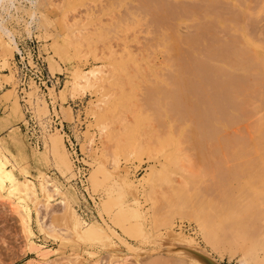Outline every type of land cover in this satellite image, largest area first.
<instances>
[{
  "label": "rangeland",
  "instance_id": "obj_1",
  "mask_svg": "<svg viewBox=\"0 0 264 264\" xmlns=\"http://www.w3.org/2000/svg\"><path fill=\"white\" fill-rule=\"evenodd\" d=\"M39 3L40 20L32 28L27 24L31 10L27 2L18 4L16 11L12 9L11 17L4 14L22 53L6 54L8 65L2 66L5 54L0 47V94L11 92L10 97L13 96L10 102L0 99V129L9 124L17 127L0 135L2 142L18 161L27 162L35 183L38 184L40 174H49L82 220L111 224L117 234L126 238V243L139 251L128 249L112 232L110 241L103 237L69 241L65 237L62 240L60 234L57 237L42 233L33 207L31 226L35 234L24 238L26 233L6 197L0 199V237L5 239L0 243L1 264H49V260L74 254L86 258L81 259L83 264H93L104 253L108 259L110 252H140L143 262L159 258L160 263L171 264L175 259L173 253L178 250L167 243L171 225L175 232L182 230L199 242L190 248L201 256L198 260L243 264L245 259L250 260L251 253L264 256V66L258 59L259 55L264 56V0ZM173 38L174 57L168 52ZM255 44L261 45L259 52L255 51ZM33 60L39 61L53 78L47 83L48 88L27 69L28 64L33 66ZM100 65L113 73L103 93L91 87L73 97L69 85L74 74ZM172 69L183 73L180 80L172 76ZM165 96L173 99L168 115L164 110ZM98 103L105 108L97 112L94 107L98 108ZM53 113L65 123L66 134L49 129L47 123ZM186 116L193 124L191 132L181 128ZM30 117L35 124L28 121ZM220 121L226 123L223 129L219 128ZM34 125V131H29ZM102 130L109 135L101 137ZM67 134L77 144L88 167L87 192L74 183L73 160L64 142ZM118 134L123 143L118 144L117 137V143L112 139ZM38 137L40 146L36 142ZM145 137L144 149L141 142ZM130 150L134 153L130 154ZM115 156L119 159L117 167L111 164ZM163 164L170 181L165 171L164 176L156 174ZM120 173L125 178L117 175ZM147 173L152 179L156 174L155 187L151 181L150 184L138 180ZM130 179L132 185L126 183ZM145 190L151 191V199L145 197ZM53 202L51 209L42 208L48 223L64 215L59 213L62 206ZM28 203L33 206L31 201ZM202 228L208 243L201 234ZM123 231L128 232V237ZM32 240L36 248L29 245L28 250ZM182 252L196 258L186 250Z\"/></svg>",
  "mask_w": 264,
  "mask_h": 264
},
{
  "label": "bare ground",
  "instance_id": "obj_2",
  "mask_svg": "<svg viewBox=\"0 0 264 264\" xmlns=\"http://www.w3.org/2000/svg\"><path fill=\"white\" fill-rule=\"evenodd\" d=\"M23 1L27 2L28 4H30V16H29V19H28V26L30 28H32V26L34 25V23L36 22H39L40 18L38 16V11L39 9H37V6L39 3L40 0H0V47L2 48L3 50V53L5 54L4 57V61L2 62L3 65L2 66H5V65H8V56L6 54H9L10 56H13L14 53L17 51V53H19L21 51V48L19 47V44L16 40V37L14 35V33L12 32V30L6 25V15H8V17L12 16L13 13H11V10L12 9H17L20 5L18 4H21ZM146 7V6H145ZM208 7V6H207ZM13 10V11H14ZM21 10V9H20ZM162 10V9H161ZM16 11V10H15ZM6 13V15L4 16V14ZM225 19V18H224ZM161 20V19H160ZM226 20V19H225ZM223 21V19H222ZM223 23V22H222ZM28 29V28H27ZM245 31V30H244ZM81 33V32H79ZM208 33V32H207ZM242 33V32H241ZM80 35V34H79ZM78 33H77V36H79ZM244 35V34H243ZM175 37V36H174ZM245 37V36H244ZM55 38V37H54ZM79 38V37H78ZM242 38V37H241ZM57 39V38H56ZM164 39V38H163ZM197 39V38H196ZM175 40L176 39H172L171 42L168 44V49H169V53L170 55L174 57V55L176 54V49H175ZM164 41V40H162ZM166 41V39H165ZM164 41V42H165ZM57 42V41H56ZM58 44L57 43V47H58ZM60 45V44H59ZM166 45V42L164 44V46ZM181 45V44H180ZM61 47V45L59 46ZM186 47V46H184ZM205 47V46H204ZM238 48H241V47H238ZM255 48L256 50L255 51H260V48L261 45L260 44H255ZM166 49V48H165ZM185 49V48H184ZM61 50V49H60ZM58 51V50H57ZM187 51V50H186ZM236 51V50H235ZM205 52V51H204ZM232 53V52H231ZM245 53V52H244ZM239 56V55H237ZM202 57V56H201ZM242 58V57H241ZM258 60L260 62V64H262V66H264V56L261 57V55L258 56ZM197 61V60H196ZM211 61V60H210ZM218 62V61H217ZM221 62H224V61H221ZM206 63V62H205ZM220 63V62H219ZM225 63V62H224ZM223 63V64H224ZM226 64V63H225ZM241 64V63H240ZM242 65V64H241ZM245 65V64H244ZM1 66V67H2ZM115 66V65H114ZM222 66V65H221ZM243 67V66H242ZM256 67V66H255ZM232 68V67H231ZM236 68V67H235ZM238 68V67H237ZM244 68V67H243ZM171 69V68H170ZM219 69V68H218ZM233 69V68H232ZM239 69H242V68H239ZM238 69V70H239ZM247 69V68H246ZM234 70V69H233ZM242 70H245L242 69ZM257 70H258V67H257ZM232 71V70H231ZM260 71V70H259ZM249 72V71H248ZM261 72V71H260ZM264 72V71H263ZM209 73V72H208ZM244 73V72H243ZM246 73V72H245ZM250 73V72H249ZM111 74H113L111 72V69L110 68H107V66L105 65H100V66H97L95 68H91V69H88V70H82L81 72H76L73 76V80L70 81V85H69V89H70V93L71 95L74 97L76 94H84L86 92V90L88 88H95V92H101L103 91V89L106 87V83L110 82L109 79L111 78ZM172 76L175 77V80H180V76L183 75V73H180L177 69H172ZM253 74V73H252ZM10 78H12V76H10ZM114 78V76L112 77ZM220 89V88H219ZM11 93V92H10ZM10 93L7 94V92H4V94H0V99H3V100H9V102L12 100V97H10ZM103 93V92H101ZM52 94V92H51ZM258 94V93H257ZM103 95V94H102ZM224 95V94H223ZM53 96V95H52ZM104 96V95H103ZM240 97V96H239ZM209 98V97H208ZM163 100V99H162ZM165 102H166V106L164 108V106H160V107H163L164 110H166V113L168 115V112H170L171 110L169 109V106L171 103H172V100L170 96H165L164 98ZM14 101V100H13ZM55 102V101H54ZM13 103V102H12ZM100 103V102H99ZM98 103V108L95 106H93L97 112L99 111V109L103 108L104 105L102 104H99ZM102 103V102H101ZM93 105V104H92ZM160 105V104H159ZM227 106V105H226ZM93 108V109H94ZM105 108V106H104ZM96 110H93L94 112H96ZM105 110V109H104ZM103 111V109L101 110ZM163 111V110H162ZM209 111V110H208ZM105 112V111H104ZM164 112V111H163ZM1 113H5V110L2 111ZM23 113V112H22ZM100 113V112H99ZM97 113V114H99ZM102 114V112H101ZM104 114V113H103ZM165 114V113H164ZM217 114V113H216ZM96 115V114H94ZM122 115V113H121ZM124 115V114H123ZM165 116V115H164ZM172 118L174 117L175 119V116L173 114V116H171ZM23 118V114H21V119ZM168 119V116L166 117ZM120 119H124L120 117ZM166 119V121H167ZM172 120L173 122L175 120ZM183 119V118H182ZM119 120V119H118ZM184 122H183V125L181 128H183L184 130L186 131H189L191 132L193 129V124H192V121H191V118L189 116H186L184 117ZM214 120V119H213ZM123 120H121L122 122ZM126 121V120H125ZM177 121V120H176ZM261 125L263 126L264 125V118L263 120H261ZM124 123V121H123ZM218 123H222L221 121L218 122ZM225 123V122H224ZM117 124V123H116ZM168 124V123H167ZM166 124V125H167ZM173 124V123H172ZM192 124V125H191ZM259 124V123H258ZM222 126H220L219 128L223 129V127H225V125L222 123L221 124ZM119 126H120V120H119ZM118 126V127H119ZM122 126V125H121ZM124 126V125H123ZM260 126H258V129L260 130L259 128ZM17 127H13L12 130H15ZM126 128V127H125ZM180 128V129H181ZM192 128V129H191ZM116 129H117V126H116ZM115 129V130H116ZM122 129V128H121ZM263 129V127L261 128ZM1 130V129H0ZM126 130V129H125ZM225 130V129H224ZM119 131H121L119 129ZM123 131H124V127H123ZM264 131V130H263ZM106 130H102L101 131V137H104L106 135ZM118 132V130L116 131V133ZM179 132V131H178ZM113 133H115L113 131ZM119 133V132H118ZM173 133V132H172ZM180 133V132H179ZM184 133V132H183ZM121 136L123 137L122 135V131L120 132ZM120 134L118 135H115L113 136L114 138H112L113 140L115 139V137L118 138V141L117 140H114V142H118V144H120L121 142L123 143L122 140H120ZM178 134V133H177ZM109 135V134H107ZM106 135V136H107ZM167 135V134H166ZM187 135V134H186ZM257 135V134H256ZM261 135V134H260ZM182 136V135H181ZM264 135H262V138H263ZM144 137V136H143ZM180 137V136H179ZM258 137V135H257ZM105 138V137H104ZM108 138V137H107ZM152 139V138H151ZM169 139V138H168ZM181 139V138H180ZM264 139V138H263ZM120 140V141H119ZM259 140V139H258ZM167 141V140H166ZM174 141V140H173ZM93 142V138L89 141V144H87L86 146V149L87 150H90V144H92ZM116 142V143H117ZM149 142V140H148ZM115 143V144H116ZM143 145H141V147L143 146L144 149L145 147L147 146V139L146 137L144 139H142V142H141ZM150 143V142H149ZM153 144V143H152ZM173 144V143H172ZM243 144V143H241ZM240 144V145H241ZM151 145V143H150ZM250 145V144H249ZM166 146V145H165ZM252 146V145H250ZM115 147H117V145H115ZM150 147V146H149ZM152 147V146H151ZM118 148V147H117ZM148 148V147H147ZM153 148V147H152ZM151 148V149H152ZM0 149H1V152H0V199H5L6 197L9 198L11 205L13 206V209L15 210L17 216H18V219L20 221V226L22 227V230L23 232L26 233V237L24 238H29L31 235H34V230L31 226L32 224V207L36 213V216H37V220H38V224H39V227H40V230L42 231V233H51V235L55 234L57 237H59L60 235H62L61 239L64 240L65 238H67L66 240H69V241H75V240H89V241H93V240H98V238L100 237H103V238H106L108 241H110L111 238H109V232H112L114 233L115 235H118L120 241L122 243H124L128 249H135V250H138V248H136V246H134L133 244H130V243H126L125 240L126 238L120 234H117L118 232H116V228L114 229V227L112 228L109 224H105V223H98V222H87L85 220H82V217L79 216V214L76 212V209L73 207V205L71 204V201L69 199V197L65 194V192H63V189L59 186V184L57 182H55V180L52 179V177L49 175V174H45V173H42L40 174L39 178H38V184L35 183L30 177L32 176L29 169L27 168V165H26V161H18V157L10 150V148L8 146H6L3 142H2V138L0 137ZM143 149V150H144ZM255 149V148H254ZM147 150V149H146ZM243 150V149H242ZM253 151V154L256 153V151L254 152ZM134 151L130 150V154H133ZM149 153V152H148ZM262 153V151H261ZM260 154V152H259ZM150 155V154H148ZM257 155V154H256ZM264 156V155H263ZM257 158H259L257 156ZM264 158V157H263ZM258 160V159H257ZM248 161V160H247ZM176 162V161H175ZM178 162V161H177ZM242 162V161H241ZM250 162V161H248ZM111 164L113 167H117L119 166V159L118 157H114L112 160H111ZM164 165V164H163ZM165 167V165H164ZM164 167H162V169H157L156 170V174L158 177H160L161 175L164 176L165 174L163 173V171H165L166 173V178H167V172H166V167H165V170L163 169ZM129 169V168H128ZM128 169L126 168V172L128 171ZM153 169V168H152ZM257 169V172H258V168ZM264 170V169H263ZM124 171V169H123ZM154 171V169H153ZM125 172V171H124ZM123 172V173H124ZM125 172V173H126ZM259 172L261 173V170H259ZM264 172V171H263ZM123 173H120V174H117L119 175L120 177L123 175V177L125 178L124 174ZM149 173V172H148ZM145 175V176H142L140 177V179H138L139 181H144V182H148L151 184V182H153L151 184L154 185V181L156 180V174L154 176V178L152 179V177H148V174ZM162 173V174H161ZM254 173H256L254 171ZM127 174V173H126ZM125 174V175H126ZM161 174V175H160ZM164 174V175H163ZM251 174V173H250ZM249 174V175H250ZM259 174V173H258ZM160 175V176H159ZM116 176V175H115ZM252 176V175H251ZM260 176V174H259ZM262 176H263V173H262ZM121 177V178H123ZM258 177V176H257ZM261 177V176H260ZM120 178V179H121ZM163 178V177H162ZM165 178V177H164ZM165 178V179H166ZM159 179V178H158ZM165 179H162V181H165ZM168 181H170L168 178H167ZM118 181V178L116 176L115 178V182ZM125 181V179H124ZM133 179L129 182H126V183H131L132 185V182ZM140 181V182H141ZM151 181V182H150ZM160 181V179H159ZM158 181V182H159ZM139 182V183H140ZM157 182V181H156ZM143 183V182H142ZM147 183V184H148ZM161 182H159V185H160ZM167 183V181H166ZM119 184V183H118ZM136 184V183H135ZM127 185V184H126ZM138 185V184H137ZM140 185V184H139ZM149 185V184H148ZM157 184V186H159ZM163 185V184H162ZM146 186V185H145ZM135 187V186H134ZM144 187V185H143ZM147 187V186H146ZM155 187V185H154ZM160 187V186H159ZM153 188V187H151ZM148 187V189H151ZM137 189V188H136ZM147 189V190H148ZM145 190V191H147ZM160 189L158 188V191ZM143 191V192H145ZM142 192V191H141ZM149 192V194H148ZM150 192L151 191H147V194L145 195V197L147 198H150ZM153 190H152V194H153ZM40 193H41V197H40ZM139 193V192H138ZM164 192L161 193V195L163 194ZM159 192L156 194V196H158ZM154 196H155V192H154ZM154 196H152V199H154ZM143 197V196H142ZM144 197V198H145ZM146 199V198H145ZM136 200V199H135ZM138 200V199H137ZM28 201H31L33 206H30ZM55 201V204H58L60 206H62V209L59 213H63L64 215L62 216V218L59 220L57 218L53 219L51 221V223L47 222L46 221V216L43 214V206L44 208L46 207V209H51L50 208V205H52V202ZM147 201V200H146ZM150 204H153L152 201H150ZM155 202H157L155 200ZM54 203V202H53ZM95 203V202H94ZM138 204L139 205V202H135V204ZM156 204V203H155ZM154 204V205H155ZM141 205V204H140ZM139 205V207H140ZM55 206V205H54ZM53 207V205L51 206ZM152 207V206H151ZM134 208V210L137 209V207H132ZM53 209V208H52ZM119 209H122V208H119ZM54 210H56L54 208ZM54 210H52L54 212ZM150 210V208H149ZM50 211V212H52ZM57 212V211H56ZM55 212V213H56ZM52 213H50L51 215ZM54 214V213H53ZM57 214V213H56ZM47 215V213H46ZM48 218V217H47ZM52 219V218H51ZM50 219V220H51ZM104 219V218H103ZM36 221V220H35ZM156 221H161V220H156ZM113 222V221H112ZM162 222V221H161ZM61 224H63V226H60ZM173 224V223H171ZM167 226H169V224H167ZM166 226V227H167ZM130 227V226H129ZM142 227V226H141ZM169 229L167 230V243L173 245L175 247V249H178L175 253L173 257H175L174 261L171 263V264H217L216 262L214 263L213 260H209V259H205V258H202L203 260H198L199 256L198 254H196L195 252H193L192 250H190L191 247H196L199 242L195 239V237L193 236H190L188 234H185L183 232H181V228H180V232H175L173 229H172V225L170 227H168ZM142 229V228H140ZM146 230V229H145ZM141 231V230H140ZM143 231V230H142ZM141 231V232H142ZM184 231V230H183ZM124 232V235L126 237H128V232L127 231H123ZM122 232V233H123ZM144 233H146L145 231H143ZM185 232V231H184ZM143 233V235H144ZM150 233V232H149ZM154 233V232H153ZM151 232V234H153ZM60 234V235H59ZM147 234V233H146ZM156 234V233H155ZM201 234L203 235L205 241L208 243L209 241L207 240V236L205 235V231L204 229L202 228L201 230ZM154 235V234H153ZM55 236V237H56ZM152 236V235H151ZM157 236V235H156ZM160 236V235H159ZM54 237V236H53ZM63 237H65L63 239ZM69 237V238H68ZM143 237V236H142ZM26 239V240H27ZM59 239V238H58ZM150 239V238H149ZM30 241V240H29ZM166 241V240H165ZM1 242H5V239L3 240V238L0 237V243ZM67 242V241H66ZM98 242V241H97ZM114 242V241H113ZM140 243V241H137ZM24 243V242H23ZM75 243V242H74ZM77 243V241H76ZM2 244V243H1ZM98 244V243H97ZM26 245V244H25ZM29 245L30 247H35L36 244L35 242L32 240L31 241V244H28V250H29ZM76 245V244H75ZM78 245H79V242H78ZM88 245V244H87ZM109 245V244H108ZM118 245V244H117ZM41 246V245H40ZM82 246V245H81ZM97 246V245H96ZM171 247V248H174V247ZM39 247V246H37ZM69 247V245H68ZM77 247V245L75 246ZM91 247V246H90ZM113 247V246H111ZM117 247V246H115ZM24 248V247H22ZM20 248V249H22ZM36 248V247H35ZM83 248V247H81ZM101 248V247H100ZM103 248V247H102ZM52 249V248H51ZM54 249V248H53ZM59 249H62V248H59ZM71 249V248H70ZM86 249V248H85ZM105 249V248H104ZM108 249V248H107ZM113 249H116V248H113ZM124 249V248H123ZM122 249V250H123ZM168 248H166V250H168ZM188 251L189 253H191L192 255H194L196 258H193V257H190L188 255H184L182 251L184 250ZM45 250V253L47 252L46 249ZM76 250V249H74ZM117 250H118V247H117ZM174 250V249H172ZM22 252L26 253L25 249H22L21 250ZM42 251V250H40ZM55 251V254L57 252V249L54 250ZM59 251V250H58ZM102 251V250H101ZM112 251V250H110ZM139 251V250H138ZM44 251H42L43 253ZM79 252V251H78ZM89 252V251H87ZM94 252V251H93ZM107 252V250H106ZM39 253V252H38ZM41 253V254H42ZM81 253V252H80ZM92 253V252H90ZM96 253V252H94ZM112 255H111V254ZM108 253V255L110 254V258L108 257V259H105V255H107V253L103 254V258H101L100 261L96 260L95 259V263L93 262V264H130V262L132 261V263H136V264H163V263H160L158 260L156 259H152V260H149V261H146V262H143V259L139 257V253L136 252V253H132V255H129V254H117V253H114L113 252H110ZM169 253V251H168ZM172 253V252H171ZM44 254V253H43ZM74 254V253H73ZM89 254V253H88ZM93 254V253H92ZM172 254V255H173ZM169 255V254H168ZM171 256V255H170ZM57 257V256H56ZM55 257V258H56ZM64 258H59V259H53L52 261L49 260V264H83L82 263V260L84 261L85 259L81 257V254H74V255H66V256H62ZM92 258V257H91ZM107 258V257H106ZM64 259V260H62ZM82 259V260H81ZM145 260V259H144ZM167 260V259H166ZM1 261H2V256L0 254V264H1ZM161 261V259H160ZM47 262V261H46ZM89 262V261H88ZM41 263V262H40ZM85 264L87 262H84ZM34 264V263H33ZM43 264H48V263H44ZM166 264V263H165ZM243 264H264V256H255L251 253L250 255V260L248 259H245L244 263Z\"/></svg>",
  "mask_w": 264,
  "mask_h": 264
},
{
  "label": "built area",
  "instance_id": "obj_3",
  "mask_svg": "<svg viewBox=\"0 0 264 264\" xmlns=\"http://www.w3.org/2000/svg\"><path fill=\"white\" fill-rule=\"evenodd\" d=\"M21 53H22V48H21V51L17 54L20 55ZM28 67H30V69ZM27 69L30 71V73H32V75H35L37 79L40 80V82L42 81V84L45 88H48L47 83L49 81L51 82L53 78H51L49 74H46L45 67L41 65L39 61L36 62L33 60V66H31V64H28ZM30 120H31L32 125L35 124L34 123L35 121L32 120L31 117L28 121ZM47 124L50 130H54V131L59 130L61 133H63V135L66 134V130L64 128V122L55 113L52 114V119ZM36 126L37 125H34V127H31L29 131H34L33 128H35ZM39 138L40 137H38V140L36 142L40 146L41 139ZM64 142H65V145L68 151L70 152L71 159L73 160L74 172L76 173L75 178H74L75 179L74 183L78 184L82 189L86 190V187H87L86 185L88 182L89 175H88V167L86 163L84 162L83 154L81 151H78L76 147L77 144L70 137V135L67 134V136H64ZM91 200L94 202L93 199ZM85 216H88V212L86 213Z\"/></svg>",
  "mask_w": 264,
  "mask_h": 264
},
{
  "label": "crops",
  "instance_id": "obj_4",
  "mask_svg": "<svg viewBox=\"0 0 264 264\" xmlns=\"http://www.w3.org/2000/svg\"><path fill=\"white\" fill-rule=\"evenodd\" d=\"M64 125H65V123H64ZM13 127H14V124L6 125L3 129L0 130V135H2L3 133H6L7 131L10 132Z\"/></svg>",
  "mask_w": 264,
  "mask_h": 264
}]
</instances>
